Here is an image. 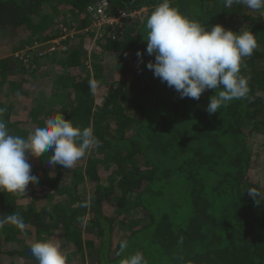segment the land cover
<instances>
[{
    "label": "trees",
    "instance_id": "16d2710c",
    "mask_svg": "<svg viewBox=\"0 0 264 264\" xmlns=\"http://www.w3.org/2000/svg\"><path fill=\"white\" fill-rule=\"evenodd\" d=\"M101 1L0 0V107L6 109L0 118L10 133L26 138L64 114L74 126L93 128L100 142L82 158L83 167L49 168L50 152L32 158L38 180L26 195L0 192V219L14 213L26 226L21 231L8 223L0 229V264H38L31 244L47 239L62 245L68 264H121L136 252L147 264H264V201L247 192L264 193V174L253 177L258 155L249 143L254 132L264 133V11L236 2L225 6L224 0H170L181 14L206 26L238 32L247 22L257 38L259 47L241 69L249 78L247 96L209 114L215 90L199 100L181 99L166 83L162 96L151 91L147 75L153 72L146 64L154 55L146 52L144 27L161 0H106L112 15H130L114 40L97 37L93 27L89 8ZM73 34L97 38L102 55L94 73L87 69L89 54L72 44ZM54 40L64 50L48 60L25 53L29 44ZM131 63L137 82L113 87L115 71L124 75ZM54 64L55 76L42 73V83L62 96L57 105L25 110L3 95L14 69L26 75ZM103 77L107 87L99 96L89 82L101 86ZM86 180L94 184L91 196ZM40 189L41 196L31 197ZM124 240L129 247L120 253Z\"/></svg>",
    "mask_w": 264,
    "mask_h": 264
},
{
    "label": "clouds",
    "instance_id": "9594fccd",
    "mask_svg": "<svg viewBox=\"0 0 264 264\" xmlns=\"http://www.w3.org/2000/svg\"><path fill=\"white\" fill-rule=\"evenodd\" d=\"M225 6L234 2L255 11H264V0H224ZM147 47L154 61L146 64L154 77L174 88L181 99L199 100L206 90H215L206 111L219 112L233 100L247 96L248 77L241 74L243 60L259 47L255 34L241 28L238 32L221 24L206 26L189 19L171 6L170 0H161L146 20ZM143 62V53L137 52ZM95 90V81L89 82ZM6 111L0 107V114ZM99 141L91 127L74 126L64 114H56L43 126L36 127L24 138L10 133L7 122L0 118V192L22 197L30 183L38 180L33 172L32 158L52 153L48 163L71 169L89 150L98 147ZM248 194L258 203L264 193L249 188ZM82 206H87V202ZM10 223L23 231L25 223L17 214L0 219V229ZM129 245L120 242V253ZM30 252L38 264H68V256L58 241L51 239L31 244ZM121 264H147L140 252L127 255Z\"/></svg>",
    "mask_w": 264,
    "mask_h": 264
},
{
    "label": "rangeland",
    "instance_id": "374dc122",
    "mask_svg": "<svg viewBox=\"0 0 264 264\" xmlns=\"http://www.w3.org/2000/svg\"><path fill=\"white\" fill-rule=\"evenodd\" d=\"M263 13V20L261 21L260 25L262 28H264V12ZM249 27L247 22H244L242 24L241 27H239V30L241 28H243L244 30H247V28ZM145 29V37H147V29L146 26L144 27ZM143 32V31H142ZM73 39H72V44L76 45L78 48H81L83 51H85L87 54H89L88 52H90V64L89 67L87 68L89 71H91L92 73L94 69H92V66L94 64V62H99V58L100 55H102V51H98L99 50V46L98 43H93L92 45V38L89 40L88 37H84V38H79L77 37V35L73 34ZM66 39V37H65ZM64 39V40H65ZM34 44V43H33ZM33 44H29L27 45L24 49H25V53L27 52H31L32 55L31 56H35L38 57L40 60L46 58V56L50 55L47 54L43 57H41L39 55L38 51H30L28 48L33 47ZM40 51L43 52H47L48 48H42L40 49ZM24 52V51H23ZM49 52H51L49 50ZM48 53V52H47ZM57 53V52H56ZM56 53H52L56 54ZM16 55H18L20 57L21 53L18 52ZM103 57L105 58V56L103 55ZM102 57V58H103ZM46 60H48L46 58ZM112 60V58H108L107 57V61ZM27 65L28 61L26 62ZM121 64V63H120ZM127 71L124 75L117 73L116 71L114 73L115 75V79L112 83H114L115 85L113 87H116L117 84L119 83H126L130 84V83H134L137 82L138 78L136 77V71H135V66L133 65V63H131L130 66H126ZM55 67L51 66L50 68H45V67H41L38 70H33L30 69L29 70V74H21V71L18 69H14L13 73L10 74L9 77V81L12 83L10 86V89L8 91V94L11 96H14L13 99L15 100V102L17 104H20L24 107V105L27 107L28 105L30 107L32 106H39L40 104L42 105H47L48 103H52L53 105H57V103L60 101L59 96H54V93L57 95L59 94L58 92L55 91V89L49 87V85H45L44 83H42V78L43 75L47 76L48 78L52 79L55 76ZM43 73V75H42ZM109 76V73L107 72L104 77L107 78ZM149 80H150V85H151V91L154 94V96L156 95L155 92L159 93L160 96H162L161 94L163 93V89H162V85L163 83L160 81L159 78H153L152 74H148L147 75ZM102 78V85L101 86H97L95 91H96V95L98 94L100 96V92H104L106 90L107 86H104L105 84H103V82H108V80H106L105 78ZM140 89L141 86L140 84H136ZM42 86V95L38 96L37 99L35 100H30V96L33 97V95L35 94V92H37V89L40 88ZM29 96V98H28ZM101 101V99H98V103ZM249 143H251L252 146V152L256 153L258 155V159L256 161V170L253 172V177L256 178V176H260L262 174H264V133H257L254 132L250 138H249ZM91 150H89L88 153H90ZM82 160V159H81ZM81 160H79L75 165L79 166V167H83L84 165H82ZM48 163V161H47ZM74 165V166H75ZM48 167L49 168H53V166L51 164L48 163ZM85 187L88 193V196H91V194L94 191V184L90 181L86 180L85 183ZM44 189H40L38 191H34L33 193H31V197L35 198L36 196H41L43 193ZM43 201L41 198L38 200H36L35 203L37 202H41ZM34 202V201H33ZM31 202V203H33ZM39 204V203H38Z\"/></svg>",
    "mask_w": 264,
    "mask_h": 264
},
{
    "label": "built area",
    "instance_id": "2783aa9c",
    "mask_svg": "<svg viewBox=\"0 0 264 264\" xmlns=\"http://www.w3.org/2000/svg\"><path fill=\"white\" fill-rule=\"evenodd\" d=\"M89 12L92 14V16L95 19V21L93 22V27L95 28L96 32L98 33L97 37L103 36L102 39L108 37V38H111L114 40L115 38H117V33H119L118 30L122 29L124 26L122 23L123 19L130 16L124 12H119V15H112L110 8H109V4L106 0H102L100 3H97L93 6H91L89 8ZM136 15H140V12H137V13L131 15V17H134ZM96 39L92 40V45H93V43H97ZM32 46L33 47L28 48V49L30 51L31 50L32 51H38L39 55L41 57H43L47 54L51 55L52 53H56V52H59L61 50H64L63 46H61L60 40H54V41H50V42H46V43H36V44H33ZM42 48H48V51H47L48 53L40 51V49H42ZM49 50L51 52H49ZM90 59H91V56H90V52H89L88 67L90 64Z\"/></svg>",
    "mask_w": 264,
    "mask_h": 264
},
{
    "label": "crops",
    "instance_id": "0c3cea01",
    "mask_svg": "<svg viewBox=\"0 0 264 264\" xmlns=\"http://www.w3.org/2000/svg\"><path fill=\"white\" fill-rule=\"evenodd\" d=\"M54 67H56L55 64H54ZM11 84H12V83L9 81L8 86H6V88L4 89L3 95H4L5 97L11 99L10 102H13V101L15 102V100L13 99L14 96H11V95L8 94V91H9V89H10ZM41 90H42V86H41L40 88L37 89V92H35V94L33 95V97L30 96V100H31V101H32V100H35V99H37L38 96L42 95ZM2 91H3V90H2ZM2 91H1V93H2ZM1 96H2V95H1ZM28 98H29V96H28ZM25 105H26V104H25ZM25 105H24L23 108L26 110L28 107H26ZM28 106H29V105H28ZM29 107H30V106H29ZM17 111H19V110H17ZM13 114H15V112H13ZM32 115H33V114H32ZM28 117H29V116H28ZM24 119H25V118H24ZM25 120H26V119H25ZM1 230H3V229H1Z\"/></svg>",
    "mask_w": 264,
    "mask_h": 264
}]
</instances>
